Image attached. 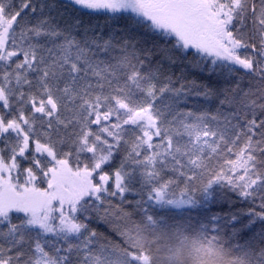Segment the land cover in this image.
Here are the masks:
<instances>
[{"label": "snow or ice", "instance_id": "1", "mask_svg": "<svg viewBox=\"0 0 264 264\" xmlns=\"http://www.w3.org/2000/svg\"><path fill=\"white\" fill-rule=\"evenodd\" d=\"M161 237L264 264V0H0V264H158Z\"/></svg>", "mask_w": 264, "mask_h": 264}, {"label": "trees", "instance_id": "2", "mask_svg": "<svg viewBox=\"0 0 264 264\" xmlns=\"http://www.w3.org/2000/svg\"><path fill=\"white\" fill-rule=\"evenodd\" d=\"M85 21H88V17L83 18ZM91 23L98 24L101 28H103L104 33L107 35L110 33L113 29H120L124 21H113L108 20L106 21L104 17H93L91 19ZM137 39H139L140 44L146 45L150 44L151 41L147 37L138 36ZM156 59H163L161 56L155 57ZM166 63V62H165ZM181 65L176 64L172 66V71L176 73V75L180 74ZM186 74L192 77H195L197 79H203L205 82H208V78L203 76L201 73L194 72L192 69L187 68L185 66ZM212 82L215 83V77L211 78ZM222 83V82H221ZM191 106V105H189ZM28 162L25 161L23 166H27ZM111 186V181H110ZM114 202H117L115 198ZM125 199H131L135 200L136 198L133 195L126 194ZM133 207V205L125 204L124 208L129 209ZM247 204L243 201H238L233 196L231 197V200H224L221 201L213 206H211L210 210L205 209H199L198 213L199 215H208L212 213L216 214H225L230 210L235 209H246ZM89 227L96 230L99 233H102L114 240H119V237L115 235V233L112 230V224L107 220L102 214L99 219L93 218L89 224ZM257 239L259 238V227L256 226V233H255ZM252 236V233H249V237ZM154 249H158L157 255L159 256L158 264H168V261L166 259L168 252L170 249H175L177 247L175 240H169L166 237H161L160 242L157 245L153 246ZM174 264H231V261L227 258V255H222L218 251L214 249H204V250H198L197 246L191 243L190 241H186L184 244L179 246V252L176 256V259L174 261Z\"/></svg>", "mask_w": 264, "mask_h": 264}]
</instances>
